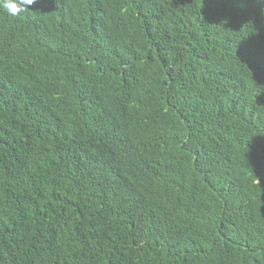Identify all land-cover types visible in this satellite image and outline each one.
<instances>
[{
    "label": "trees",
    "instance_id": "obj_1",
    "mask_svg": "<svg viewBox=\"0 0 264 264\" xmlns=\"http://www.w3.org/2000/svg\"><path fill=\"white\" fill-rule=\"evenodd\" d=\"M0 7V264H264V0Z\"/></svg>",
    "mask_w": 264,
    "mask_h": 264
},
{
    "label": "clouds",
    "instance_id": "obj_2",
    "mask_svg": "<svg viewBox=\"0 0 264 264\" xmlns=\"http://www.w3.org/2000/svg\"><path fill=\"white\" fill-rule=\"evenodd\" d=\"M36 0H0V7H3L9 15L17 16L29 10L30 5Z\"/></svg>",
    "mask_w": 264,
    "mask_h": 264
}]
</instances>
